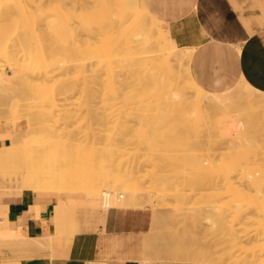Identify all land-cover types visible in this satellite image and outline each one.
<instances>
[{"label":"rangeland","instance_id":"obj_1","mask_svg":"<svg viewBox=\"0 0 264 264\" xmlns=\"http://www.w3.org/2000/svg\"><path fill=\"white\" fill-rule=\"evenodd\" d=\"M39 2H40V0L39 1L36 0V4L35 5H37L36 11H39V13L40 12L42 13V14H40L42 17L38 14V16H40L39 17L40 18L39 19V22L40 23L37 22L38 23V26L36 25V27H38V29H40V31H36L35 30V25H34L35 23L33 21L32 23H34V24L31 23V27L34 28L33 30H35L36 32L34 31V33H32L28 37V40L31 43V50L34 53V56L36 58V61L34 63H32V64H27L26 65V63L24 61V55H23L24 52L14 53V54H11V55H5V54L1 53V50H0V68H4L5 69L4 70L5 73H7L8 75H13L16 72V70H18L22 74L19 83L16 85V87H11V91L12 92H17L18 94H20L21 97H22V99H28L29 100L28 102H30V104L32 106V111L35 113L34 116H35V121L37 123H38V120H40V121H42L43 119L46 120V122H44L41 125H39L38 128L35 131H33L30 136H28V139H29L28 142L15 143L14 145H11L9 147L0 148V195H1V193H4V194L1 195V196H3L4 200L7 201L10 198H13L14 195L22 194L24 191H27V190H31V191L41 190V189H35V187L41 186L40 179H39V176L38 175H34L30 181L26 180V183L25 184L23 182L24 179H26V176H27V172H26V170H25V168H24V166L22 164V157L24 155H26V153L24 152L25 150L31 149L33 151V149H38L39 148V149L44 150L48 157L51 154H54V157H57V160H56V169H55V177H58L61 180L67 182L69 179L74 178L76 176L80 177V176H83V175H89V176L92 177L91 174L94 171L96 172V174H98L97 172H99L98 171V168L100 166L99 165V162H101L100 160H102V158H104L103 156L105 155V154H102L101 153V152L104 153V150L101 151V148L103 149V145L105 146V144L109 148V149H107L105 151V153L106 152H110L108 154V157L110 158V160H112L115 157L116 158V162L115 163L118 164V165H120V168H124L125 169L129 165L131 167L132 165H140V164L153 165V164L158 163V162H156V158L158 157L157 154L160 153V151L165 150V149H162L161 150V147L164 148V143L167 142V144L165 145L166 146V152L162 151L159 154L160 157H158V161L159 162L165 160V162L163 161L165 163V165H166L165 172L166 171L171 172L174 169H175V171H178V172L181 171V169H182L181 166H178L177 165L178 163H180V158H179L178 150L180 149L179 148L180 146H187L186 147L187 150H188V151H186V152H188L187 154L185 152L186 148L183 149L181 147L183 149V151H184V155H186V156L183 155V158H181V159H185V160H182V161H183L184 164H188L189 166H191L190 169L193 168L192 169L193 171H191L193 173H191V172L188 171L186 174L191 173V175L188 174V176L186 175L185 177H187V179H189V182H193L194 177H195V180L196 181L198 179H201V180L203 179L202 180L203 183L201 182V180H198L197 182H198V184H199V182L202 183L199 186H201L202 187V190H204L206 192H203V194H202V190L198 191V195L197 196H200L202 194L200 197H198V198H200V199H198L199 201L198 200L196 201L195 198H190V200H192L191 203H190L191 206L194 205L193 207H190V208L191 209L193 208L194 210L193 209L191 210L188 207V210L189 211H188V213H186L187 215H182L183 212L182 213L176 212V209H174L175 208L174 205H173L174 206V208H173L172 206H168V205H164V204L160 205L158 202H155V204H153V205L146 204L142 209L137 210V211H142L144 213H147L150 216V229H149V231L151 232V234H152L151 229L153 228L152 227V221L154 220L153 218H155V216H153L155 214V212L153 213V210L155 208L157 209V207H158V210H161V211L158 212V210H157V213L156 214H157V217L158 218H156V220H157L158 223L160 221V223L162 225L161 226L160 223L159 224L157 223V227H156L157 230L155 232V234H157V235H155V236L153 234V236L150 237V234H149L150 232L149 231H148V233L141 235L140 239L138 240L137 247H139V244H140V242H141V240L143 238H144V241H145L146 238H149L150 244L153 246V247L151 246V248L154 251L152 250V254L150 253L151 254L150 255L149 254V251H148L150 247L146 251V248L149 245V243H148V245H145V243H144V258L142 260L141 259H138V260L139 261L141 260L140 262H143L147 258V255H148L149 258L151 257V259H152V257H153L154 259L158 260V261H153L155 264H165V263L166 264L167 263L169 264L170 261L172 262V264H174L175 262L181 263V260H179L180 261L179 262L177 259H175V256H176L177 258L178 257H182V258L184 257L185 259L187 258L186 259V261H187L186 264L191 263V260H192V263H194L196 261L195 263H202V264H205L206 262H207L206 264H235L236 263V261H235L236 259H234V260L231 261V259L229 258V261L227 262L228 257H229V255L231 254V251H232V253H233V255L235 257L238 256V255L240 256V252H241V256L243 255L244 258H245V255L244 254H246L247 256H249L248 258L246 256V259H247L246 261H248L249 263L248 262L247 263H242V262H240L241 260L240 261L237 260V262L239 261V264L240 263L241 264H261V260L259 258L260 257L259 255L261 253L260 252L261 248H259V247H263L264 246V243H263L264 236H263V239H262L263 241L261 240L262 243H260V241H259L258 238H255L256 237V231L260 228V226H262L264 228V226L262 225V223L264 224V178H262V177H264V170H263L264 169V156H263L264 155V151H263L264 150V144H263V141H264V130H262L261 127H260L261 131H263V132H261L260 129L258 128L259 131H260L259 132L258 129H257V127H256L259 123L257 122L258 123L257 124L255 122L256 119H258V118L260 119L259 112H256V115H252V113L255 114L254 111H256V110H254V109H252V110H254L252 113H248V112H251V111L246 112V114H249L248 116H249V118L252 121L249 120V119L246 120V118H244V121H243L244 124L242 123L243 126L241 124L240 129H238L239 131L236 130V132H238L240 136H241V134L243 136V138L242 137L240 138L238 136L240 140L243 139L239 143H241L242 141L244 143L246 141H247V143L250 142V143H248V145H246V143L244 144L242 142L245 146L243 144L242 145L241 144L238 145V143L236 144L239 147L241 146V148L243 146L246 147V149H244V148H242V149H243V151L245 150V152L247 150V152H248L247 156L248 157L246 158V156H245L246 154H245V152L243 153L242 150H241V156L239 155L240 154V151L237 152V153H239L238 154L239 156H237V153L235 154L236 158L238 157V160L240 159V157L241 158H245L246 160H248V158H250L248 161L250 162L251 165L256 166L258 164V166H256L257 167L256 168L257 171H255V168L252 167L251 165H250L251 167L249 165H247V164H249V162L248 163L247 162H244V159L241 161V164H243V162H244V164L247 163L246 164L247 166L241 165L240 164V161H238L239 162V164L237 162L238 165H241V167L242 166L247 167L246 170L247 169H250L251 174L253 175V177L246 178L247 179L246 182L240 183L241 181H245V180H241L240 179V176L238 175V177H239L238 178L237 175H236V176H234V178H232V181L237 177V179L240 182H238V180H237V182L236 181H233V182L231 181L232 182V185H230L229 180L227 178L228 177L227 176L228 175V167L226 166L227 168H224L225 167V165H224L225 161L224 160H223L224 162L223 161H220V164L221 165H222V162H223V166L224 167L222 166V168H224V171H225V169L227 170V171H225V172H227V175H226V173L222 169L221 171H223V174H222V172L219 173V174H222V175H220V177L221 176H223V177H221L220 179L217 178V180H218V182H217V180H216V177H217L216 175L217 174L216 175L213 174V176H216V177H213L212 176L213 178H215L214 181H216V184H215L216 186H215L214 189H212L213 188L212 186L214 185L213 184V182H214L213 181V178H210L209 177L210 179H212L211 181H213V182H211V181L210 182H208V181L204 182L205 181L204 180V175H202L203 177L201 178L200 177L201 173L200 172L198 173V171H201V166L202 167L204 166L202 168V170L205 167H206L205 168L206 170H207V168H209L208 167L209 162L212 163L214 160H216V158H217V155L216 154H218L220 152L219 151V148L220 149L222 148L221 150H222L223 153L227 151L226 150V148H228L227 147V145H228L227 142L229 141L230 137L227 135V133H225L226 132L225 130L222 131L220 129V131H222L223 133L220 132L219 129H217V128L216 129L220 133L217 132V131L214 132L215 130H213L214 129V126H213V123H214L213 121L214 120L213 119L220 118L223 115L222 116H219L221 114L217 115L216 112H215L216 115L212 114L213 117H211L210 113H214V111L213 112L212 111L211 112L208 111L210 113H207L206 112L207 116H205L206 114L204 116H205V118L207 120H205V118H202L203 120L207 121L206 122V125H205V122H202L203 120H201V115L204 114L205 111L202 110L203 111V113H202L201 112V109H200V113H202L200 116L198 115L200 117V119L198 117H195V115L196 114H199V113H197V111L194 113L195 110L189 111V110H192V108H193L192 106L194 105V104L192 105V103H190L192 106L189 105L188 107H192V108H190V109L186 108V109H188L189 113H185L186 114L185 115L184 112L186 111V109L183 108L184 109L183 110L184 112L181 109L182 108L181 105H182V103H184L183 102L184 99H180L179 100V98H175L174 97L175 99H173V97H172V99L174 101H176V99H178L179 101L182 100L181 104H180V102L178 103V101L174 102V104L175 103H178L177 105L178 106L180 105V107H181V108L180 107L178 108V106H176L177 107L176 108L174 106L175 110L178 109V110H176L177 112H174L173 111L176 114V117H174L175 114L172 112L173 109L172 110L170 109L171 106H173V104H171V103H173L172 102V99L169 98V95L171 97V94H168L169 91H170V88L169 87H172V89H174L173 88V85L174 84L173 83L171 84V82L173 80H171V82H169L171 85H169L168 82L166 80H164V79H167L166 76H167V73L171 72L170 70L167 71L166 76L163 74L165 76L163 79H162V77L160 78V80L162 79L164 82H167L165 84H168V86L167 85L165 86V87L168 88V90H166L168 92H166L164 90L168 94L167 96L165 94L163 95L164 92H163V89L162 88L164 86L159 83L160 82V81H158L159 78H156L157 76L156 77L155 76H152L153 79L151 78V76H150V78L148 77L149 80L151 79V81L152 80L154 81L155 80L154 77H155L157 79V82L159 83V86L160 87L163 86L161 88L159 87V92L160 91L163 92V93H160V95L163 98H164V96H165V98L167 97L169 99V101L171 100L170 101V104L167 105V103H166V105H165V102H168V101H164V99L163 100L162 99H159V97L161 98V96L158 97L157 95H155V91H154L155 89L152 87V85L154 86L155 84H157V82L154 81V83H153V81L151 82V81L148 80L147 73H150V72H147L146 73V77L143 80L148 81V83L151 82L150 83V85L152 84L151 85V88L149 89V87H147L149 85H147V86H144V87H146V89L144 87H143V89L141 87H139V88L137 87V89H136L137 91L138 90L139 91L141 90L140 93H141L142 96L145 93H148L149 92V94H146L145 100H143L144 97H142L141 95H139L140 94L139 92L135 91V87L136 86L144 85L147 82L141 81L139 78H137L136 73H134V71H132V69H134L133 67H134V65H136L134 70H136L138 72L140 71L141 74L145 75V71H144L145 69L143 70L141 68V70L140 69L137 70L136 67L138 66V62L137 61L140 60V59L141 60L139 62H142V64L139 63V65L140 64L143 65V62L144 61H143L142 57L144 58V56L146 57V55L140 56L139 54H141V53L138 52L139 53L138 54L136 52L137 49H134L135 50L134 53H137V56L140 57V59H138V57L135 56V57H137V59H136L134 57V55H136V54H133L131 51L129 52V50H128L127 47H123L122 45H120L121 46L120 47L117 44V42H118L117 40L118 39H114V42H112L113 39L111 38V43L114 44V47L116 48V50H115V48L113 47L112 44L109 45L111 47H109L106 44V42H108V44L110 43L109 42L110 40L109 41L108 40L106 41V39H109V38H106V37H108L107 34L109 32H106L105 31L106 30L105 27L103 29L102 26H106V22H107L106 20L107 19H105V17L107 15V13H103L102 14V11H105L106 12L107 10H103L102 9L103 6L101 5L100 2H99L100 3V7H98L99 6V3L98 2L96 3V0H41L42 3H40L38 5ZM27 3H28L27 1L25 3H23L22 6H23L24 9L26 8V5L25 4H27ZM43 3H44V5H43ZM111 4L113 5V3H111ZM96 5H97V8L98 9L96 8ZM41 6H42V8H41ZM108 6L109 7L106 6V8L109 11H111L110 10V9H112L111 5L108 4ZM113 7H115V5H113ZM95 8H96L97 11H95ZM98 10H99V12H98ZM95 12H98V13H95ZM109 13L110 12H108V15H109ZM96 14H97V16H95ZM100 14H102L103 16L100 15ZM88 15H89V17H88ZM92 15L96 17V18L94 17L95 20L93 19V16ZM17 16L18 15H15V16L12 17V20L11 19H9L8 21L7 20H4L2 22L3 24L1 23L2 26L0 25V27H1L0 28L1 29L0 30L1 31V33H0V43L6 41L9 37H12L14 35H20V33L22 32V30L23 31L25 30V29H22V28H24V26L23 25H20L22 23H20L18 25V23L21 22V18L19 16L17 18ZM102 17H103V19H105V21L102 20ZM13 19L14 20H17V23ZM46 19H48L49 21L51 20V22L54 20V22H56V26L54 25L55 26L54 28H53V26H50L52 24L51 23H48L47 22L48 20H46ZM96 19H99V20H96ZM96 21H97L98 24L100 23L101 26L98 25L100 27L99 29H96L95 28L96 31H97L95 33V29H93L92 31L90 29L92 28L91 26H93V28L94 27H97L96 24H95ZM102 21H104V22L102 23ZM93 22H95V23H93ZM47 23H48V27H49L48 28L49 33L48 34H43V33H41L42 26H44L45 24L47 25ZM53 24H55V23H53ZM66 25H68V26H66ZM107 25H108V23H107ZM21 26H22V28H21ZM106 27H108V26H106ZM100 29H101V31H103V30L105 31L104 33H106V37H105L106 39L103 38L105 35H104V33L101 34ZM114 30L119 31V33L117 35L120 34L119 27H118V29H114ZM88 31H90V32H88ZM107 31H108V29H107ZM110 31L111 32L113 31V30H111V27H110ZM101 35H104V36H101ZM95 36H96V38H95ZM103 39H105V42H104ZM105 47H107V48H105ZM40 48H43V50L42 49L40 50ZM120 48H121V50H120ZM107 50H109V51H107ZM116 51H118L117 54L119 56L122 55L121 58L123 57L121 59L118 56L119 57L118 60H122V62L120 61L121 63L118 61V65L119 66L116 64V60L117 59L116 60L113 59V57L116 58V55H117L116 54ZM139 51H141V50H139ZM109 52H110V56H111L112 60L115 62L114 64L117 65V68L115 67V69L117 71L114 70V66H115L114 64H111L110 65V63H111L110 61L111 60H109V62H110L109 64L108 63H105V66H107V64H108L109 65L108 68H110V71L111 72L113 70L114 73H116L118 71H119L118 73H121V72H122V74L125 73L122 76L124 78H126L125 76H127V78L129 76V78H131L132 82L134 80L133 83L135 85L132 84L131 81H130V83L132 85H129L130 83L128 82L127 79H126V81H127L126 83H125V80L124 81H120V80H122V76H120L121 74H119V75L117 73L116 74H112L111 72H110L111 74L106 73V72L103 73L104 70L105 71L106 70L108 71V68L107 67L104 68L105 66L102 67V68H104V70L101 68V66L104 65L103 60L105 59L103 57V54H104L105 57H107L108 56L107 54H109ZM105 53H106V55H105ZM129 53H131V54L129 55ZM100 56L103 57L102 58L103 60L100 59V60H102V64H101V61L99 60ZM129 56L134 57V58L131 59ZM109 58L110 57H108L107 59H109ZM123 59H124V61L126 59V63L123 61ZM133 59H134V61H133ZM135 59L137 61H135ZM149 60H151V58ZM107 61L104 60V62H107ZM113 61H112V63H113ZM129 61L131 63H128ZM191 61L189 63L190 65H187V64L184 63V67L185 68H188V67L191 68ZM135 62H137V64ZM148 62H150V61H148ZM133 63H135V64H133ZM186 63H188V62H186ZM65 64L72 65V66H70V69H69V66H68V68L66 67L67 69L66 68L64 69V67L66 66ZM125 64H126V67H125ZM130 64H131V66H130ZM144 64H145V62H144ZM146 64H148V63L146 62ZM146 64L143 66L144 68H146ZM132 65H133V67H132ZM50 66H51V68H52V66H53V68L54 67L56 68L57 75L55 74L56 78L54 76H53V78H51V79H55L54 81L53 80H49V81H47L45 83L47 85H46V89L44 90L42 88H43V85H45V84H43V82L41 80L42 79L41 78V75H42V71L45 70V69L47 70V68L50 67ZM110 66H112L113 69ZM120 66H122L121 67V70L123 68V71H121L119 69ZM129 66L131 68V71L135 74L136 77L133 76V74H132L131 71H128L126 69ZM152 66L151 67L149 66L151 72L154 69H156V68H154L152 70L151 69ZM186 66H188V67H186ZM63 69L64 70H67L66 71V75L67 76L64 74V70ZM146 69L149 70L148 68H146ZM159 69H160V67H159ZM164 69H166V68H164ZM188 69H186V70H188ZM101 70H102V72H101ZM124 70H127L126 72L127 73L129 72V75L126 72H124ZM174 70H176V68H174ZM183 70H184V68L181 70V72ZM142 71H143V73H142ZM155 71L157 72L156 74L159 73L158 72V68ZM159 71H161V73L158 74V76L159 75L162 76L161 74L163 72H165L166 70H164L163 72H162V70H159ZM138 72H137V74L140 77V75H139ZM181 72H180V74H181ZM187 72L188 71L182 72V73H183V75H185V76L187 75L188 78H190L189 72H188V74H184V73H187ZM70 73H72L71 76H70ZM101 73H103V74H101ZM176 73H172V74H176ZM62 74H63V78H62ZM105 74H108V75L105 76ZM130 74H132V77L133 78L137 79L138 81H141V83L137 81V84L138 85H136L135 79H133ZM153 74H155V73H153ZM191 74H192V72H191ZM58 75H61V76H58ZM109 75H111V76L109 77ZM114 75L117 78H115ZM118 76H120L121 79H119ZM170 76L171 77L174 76L175 77V80H176V76L175 75H170L169 74L168 75V77H169L168 78V81H169V79H171ZM187 76H186V78H187ZM107 77L108 78H112L113 80L115 79L114 82L115 81H119L121 83L115 82V83H111L112 84L111 85V84H109L110 83L109 82L110 80H108ZM141 77L144 78V76H142V75H141ZM177 77H178V75H177ZM180 77L182 78L183 76H180ZM64 79L67 80V81H64V85L67 84L66 87L64 88L63 91H61V90L56 91L57 89H55L56 87H54V86L60 85L61 81H63ZM112 79H111V81L113 82ZM116 79H118V80H116ZM183 79L185 80V77H183ZM183 79H181L180 81H182ZM184 80L182 81L183 83H181L182 85L183 84L185 85ZM189 80L187 82H189V84H191L190 83L191 80L190 81ZM163 81H162V83H163ZM142 82H144V83L142 84ZM173 82H175V81H173ZM57 83H59V84H57ZM127 83H128V85H126ZM122 84L125 85L126 88H128L130 86L129 89L132 92L131 93H128L127 91L129 89H126V88L124 89L125 86L122 87L123 86ZM181 84L179 83L180 86H181ZM116 85L117 86L118 85H122V86H118L119 87V90H120V92L118 91L119 93H121V91H124V92L127 93V95L130 94V96H131V94H133V90H134V94H135V92H137L136 95L133 94V97L136 98L137 95L138 96H137L136 99H141V97H142L141 100H143V103L146 102L144 104L149 103V101L151 100V102H153V103L150 102L151 104L149 103L151 105V108H150V106L148 107L149 104H147V105L144 106V104L142 105V102H140L141 100L139 102L138 101H135L136 99H134L133 97H131V98L129 97L131 99V101H128L129 98H124L125 97L124 95H126V94H124V95L122 93L121 94H118V95L113 94L112 91H113L114 88H111V87H116L117 88ZM109 86H111V87H109ZM187 86L186 87L189 88V85H187ZM121 87L124 90L123 89L121 90L120 89ZM174 87H175V85H174ZM186 87H185V89H186ZM190 87H191V85H190ZM132 88H134V89H132ZM130 90H129V92H130ZM147 90H148V92H147ZM189 90L191 91V93L193 95L197 96V94H194V92H192L193 89L190 88ZM42 91H44V94L45 93L47 94V95L45 94V97L42 96V94H43ZM65 91L68 92V93H66ZM190 91H188V92H190ZM64 92L66 94H68L67 95L68 96L67 102L69 101L68 102L69 105H68V103L66 104V105H68V106H66V111H68V112H65L64 113V114L67 113V115H66L67 117L70 116V118H68V119L64 118L66 116L63 115L62 109H61V111L59 109V107H60V105L62 103H59L58 101L61 100V102H62V99H61L62 97L61 96L60 97H58V96L56 97V94L58 95L59 93H64ZM53 93H54L55 97H54ZM192 94H190V95L192 96ZM195 96H192V98L191 97L190 98L193 100V97H195ZM51 97L53 99H51ZM118 97H120L121 99H119ZM147 97H148V99H147ZM156 97H158V99L160 101L158 99H156ZM186 97H185V99H186ZM197 97L199 98V95ZM149 98H150V100H149ZM190 98H188V100ZM146 99L148 101H146ZM153 99H155V100H153ZM191 99H190V101H191ZM202 99H204V98H202ZM12 100L10 99L9 101H12ZM188 100L185 101V102H188ZM196 100H197V98H196ZM123 101H126V102H123ZM157 101H159V103ZM161 101H162V103H161ZM163 101H164V104H163ZM201 101H203V100H201ZM193 103H195V102H193ZM198 103L200 104L201 102H198ZM112 104H114V107H113ZM159 105H161V106H159ZM163 105H165V106H163ZM200 105H204V104H200ZM200 105H198V109L201 107ZM42 106H46V108H44ZM125 106H126V108H125ZM183 106H184V104H183ZM138 107H140L141 109L140 108L138 109ZM157 107H160V110H162V108H163V110L160 111V110L157 109ZM165 107H167V109H164ZM196 107L197 106H195L194 108L196 109ZM67 108H68V110H67ZM147 108H150L151 110L150 109H147ZM201 108L203 109V107H201ZM204 108H205V105H204ZM144 109H146V110H144ZM168 109H170L171 111L168 110ZM179 109H180V111H179ZM206 109L207 108H205L204 110H206ZM148 111L150 112V114L152 116L150 114L147 115ZM181 111L183 112V114L181 113ZM188 111H186V112H188ZM39 112L40 113L42 112V113L40 114ZM167 112H170L171 115H169V113L167 114ZM179 112L181 113L180 115H179ZM157 113H158V115H157ZM193 113H194V115H193ZM68 114H70V115L68 116ZM208 114H209V117H208ZM257 114H258V116H257ZM44 115H46V116H44ZM168 115L170 117L172 116V118H170ZM183 115H185V116L183 117ZM187 115H188V118H187ZM113 116H114V118H112ZM166 116H168L170 119L168 117H166ZM193 116L195 117V119L198 118L199 121L196 120V122H195V119H193L194 118ZM215 116H218V117L214 118ZM255 116H256V118H255ZM178 117L180 118V120H177ZM163 118H165V120L168 121L169 124ZM183 118H185V121H186V119H188V121L185 122ZM209 118L210 119L213 118V119L210 120ZM223 118H224V116H223ZM172 119H174L173 120L174 122H176V120L178 122H176V124H175L172 121ZM181 119H183L184 122H182ZM200 120H201V122H200ZM260 120H262L263 121V124H264V119L261 118ZM247 121H249V123L250 122L251 123L252 122H255V124H257V125L254 126L255 124L253 123V126H249V125H251V124H249V125H246L247 126L246 127L245 124H248ZM187 122L189 124H187ZM162 123H164V124H162ZM165 123H167L168 126ZM172 123H174V124H172ZM198 123H204V125H205L204 129L203 128L201 129V125L203 127V124H200V127L198 125L196 127V124H198ZM207 123H208V125H211L212 124V126L206 127L207 126ZM178 124H182L183 127H185V129L182 126L178 125ZM160 125H164V128H163V126L161 127ZM169 125H170V127H169ZM261 125H262V123H260V126ZM172 126H175V127L178 126V127L176 129V128L172 127ZM187 126H188L190 132H189ZM181 127L184 130L183 129H179L178 130V128H181ZM253 127H256V128L253 129ZM27 128H28V124L26 123V121H21L17 125H14L13 123H4L3 125H0V135L1 134L2 135H5L4 133L13 132L15 130H17V131L24 130L25 131V130H27ZM186 128L188 130L187 132H186ZM192 128H194V131H191V130H193ZM208 128H210V129H208ZM211 128H212V130H211ZM200 129H201V131H200ZM166 130L168 132L164 134V131H166ZM209 130H211V131H209ZM173 131L176 132V133H174ZM198 131H200V133ZM193 132H195L196 134L193 133ZM197 134H198V136H197ZM225 134L227 135V137H226ZM204 135H206V136H204ZM218 136H220V137H218ZM186 137H188V139L190 137L189 141H190L191 144L189 143V141H186V139H187ZM196 137H197V140L198 141L196 140ZM181 138H183V139H181ZM226 138H227V140L225 141L226 142V145H225L226 148L224 149L223 148L224 146L222 147L221 146V143ZM216 140L217 141L219 140V142L221 141V143H216L217 142ZM137 141H138V143H137ZM162 141H164V143H162ZM256 141H258V142L255 143ZM168 142H170V143H168ZM225 142H223V145H224ZM155 143H160L163 146L162 145L161 146L159 145L158 147H160V148H157V149H159V150H157V149H155V146L157 147L158 144H155ZM182 143H183V145H182ZM251 143L252 144L254 143V144L252 145ZM138 144H140V145H138ZM213 144L215 145V147H213L214 146ZM0 145H1V143H0ZM101 145H102V147H101ZM141 145H147L146 146L147 147V150L144 151L146 153V151L148 152V150H149V153H146V154H148V155H146L147 157L144 156L143 154H141V153H144L143 150L146 149L145 147H144V149H142L141 148ZM149 145L150 146L153 145L154 148L153 147L151 148ZM250 145H252V146H250ZM148 146H149V148H151L153 150L148 149ZM248 146H249V151H248ZM253 146H254L253 150L256 151V152H254L255 153L254 154L255 156L253 155V152L251 151L252 150L251 147H253ZM259 146L260 147L262 146L261 149H260ZM257 147H258V149H257ZM215 148H216V150H215ZM168 149H169V151H167ZM212 149H214V150H212ZM234 150L237 151L238 148H235ZM257 150L259 151V154L260 155H259V157L256 158V161H255V158L254 157H256V153L258 152ZM138 151H140V152L137 153ZM217 151H219V152H217ZM152 152H154V153L156 152L155 153L156 154V157L155 158H153L155 155H152L153 154ZM167 152H168V155L166 154ZM194 152H196V153H194ZM222 152H220V153H222ZM262 152H263V154H262ZM162 153L163 154L165 153L166 155L165 154L163 155ZM34 154H36V152H34ZM224 155H226V154H224ZM232 155H234V154H232ZM196 156L198 157L197 158L198 160L196 159ZM227 156H229V154H227ZM257 156H258V153H257ZM187 157H190V159L187 158ZM201 157H202V159H200ZM152 158L155 161L152 160ZM159 158H161V159H159ZM186 158L188 159V161L189 160L191 161V159H193L194 161H196V160L197 161L196 162L192 161V163H188V162H186V160H187ZM145 159H147V162L145 161ZM257 160L259 161V163L257 162ZM254 161H255V164L256 165L255 164H252V163H254ZM193 163H196L197 166L200 167V168L192 167V166H196V164H193ZM226 164H228V163H226ZM260 167L263 168L262 171H259L261 169ZM127 168H129V167H127ZM238 168L240 169V166ZM144 169H146L147 171H149L151 168L146 166ZM205 169L203 170V172L201 171L202 174L206 173V175L207 174L209 175L208 172H210L211 170H208V172H207ZM236 169H237V167H236ZM100 171H101V166H100ZM204 171H206V172H204ZM95 172H94V174H95ZM211 172H213V171H211ZM239 172H242V171H239ZM258 172L260 173V176L257 178V175L259 174ZM256 173H257V175H256ZM235 174H237V173H235ZM197 175H198V177H197ZM210 175H212V173ZM245 175L247 176V174H245ZM96 176L98 178H100L99 175H96ZM191 176H194L193 177V180L191 179L192 178ZM229 176H231V175H229ZM93 177H95V176H93ZM241 177L243 179V176H241ZM222 178H224L223 179L224 182H223ZM94 179H96V178H94ZM148 179H149V177H148ZM205 179L206 180H209L208 177L205 178ZM195 180H194L193 183H191V184L189 183V185H188V180H186L187 183H185V186L186 187L184 186L185 187L184 189L186 190L187 187L191 186L194 183L196 185V181ZM183 181L185 182L184 179H183ZM220 182H221V184L224 183L222 185L223 186L222 189L224 188V190H225V187L228 186L227 184H229L228 187H230V188L232 186L231 189L228 188L230 190H227L226 189V191H227L226 194L227 195L230 194L231 198L230 197L229 198L227 197L226 198L227 200H225V201H224V198H225L224 196L226 194H224L223 198L218 197L217 196L218 194H216V192L218 190L220 192L221 191H224V190L220 189L221 188ZM234 182H236L235 187L233 186ZM255 182H257V183H255ZM205 183H211L212 185H210V184L207 185ZM144 184L147 185L146 182ZM203 184H205L204 185L205 187L203 186ZM206 185H207V187H206ZM217 185H219V189H218V186ZM248 185H250L251 188ZM105 186L107 188H113V187L116 188V186L114 185L113 181L107 180V179H105ZM192 186L195 187L194 185H192ZM199 186H197V187L199 189H201ZM208 186H210V187H208ZM246 186H248L250 188L249 191L251 193L248 192V190H247L248 187L246 188ZM197 187L195 188L196 191H193L194 189H191L190 187L189 188L193 192L197 193V190H199V189H197ZM190 189L189 190L187 189L186 191H188V192L190 191L191 192ZM206 189H208V191ZM210 189H212V190H210ZM232 189H233V191H232ZM234 189H237V191H235ZM244 189H246L247 191L245 190L246 191L245 192ZM255 189H257V190L255 191ZM209 190L213 194H214V191H215L216 198H219L220 199L219 202L218 201L216 202L217 204L220 203L221 199H222V201H224V202L221 203L222 205L223 204L225 205L223 207H228V209H229L230 207L233 206V203L235 202L236 204L234 203L235 204L234 211H233L234 213L238 212L241 209V207L239 208V206L241 205L240 203H243L242 201H244V200H245L244 202H246V204L251 207V209H249L248 206L245 203L242 204L243 207H244V204L247 207V209L244 207L245 211H244V214L243 215L251 218V219H248L246 217L248 221L251 220L252 222L248 223V221H247V224H246L245 221H243L244 219H246L245 217H244L243 220H241L242 217H243V215L241 214V212H243L241 210H244L243 207H242V209L240 210L239 213H236V216H237V218H239V216L241 215L242 217L240 216L241 219H239V220L240 221H243L246 225L249 224L252 230L249 229V226L245 227V229H244V225L245 224L242 225L243 223H241V222H240L241 225L239 223H237V222H239V220L236 222L237 218L234 215V213L232 214L231 211H230V215L227 214L226 217L224 216L225 212L223 214L220 212V210L222 208H220V210L218 211V213L219 212L221 213V217L222 218L225 217V221L227 219H230L229 222L232 221L230 224H232L233 222H235L237 224V225L235 224L237 226L236 227L237 228V231L236 230L235 231L233 230L236 233L238 232L235 235V239H236V236L237 235H238V238L237 239L242 238V235L244 237L246 235L249 236V232L250 231L252 232V235L254 234L255 237L253 236V239H254L255 244H253L251 246V244L254 243V242H252L253 239L251 241L249 240V242H251V244H250L251 247L249 246L248 240H246L247 242L245 241V243H244L246 245V247H247V245L250 247V250L247 251V253H245V251L248 249V247L247 248L244 247L243 246V242H242V244H240V241L241 240L240 241L237 240V242L239 241V243L235 242V245H234V243H232V239L234 240V237H232V234H234V233L230 234L232 239H231V242L229 244L226 241L227 239L224 238V235L222 237L221 236H218L219 234L220 235L225 234V233H222V231L220 230L221 229V221L222 220L220 221V219H219L220 223L218 221V225L213 226L211 224L213 222V224L215 225L216 222L214 223V221H215V219H217V216H216V218H214L215 215H212V216L210 215V218L214 216L213 217L214 219L212 220L211 224L208 221V218H209L208 216L211 213L210 211L213 209V208L211 209V204L210 203H212V200H214V201L217 200L215 197H213L215 195H211V193L209 192ZM252 190H254V191H252ZM4 191H7V193L9 195L5 194ZM42 191H48V190H42ZM219 191H218V193H220ZM242 191H244V192H242ZM200 192H201V194H200ZM207 192H209L210 194L207 193ZM238 192H240L241 194L238 193ZM72 193L74 195H76V197H78L80 199L79 202H78V209H77V216H78V219H79V225H78V228H77L76 232H74V224L72 225V232L75 235H76V233L79 234L80 229H81L82 226L89 227L90 225H93V223L99 224V225L96 226V227L90 228L88 231L98 230L99 227L102 226V224L104 223L105 217L107 215V214H104L103 211H105V210H123V209H114V208H102V205L101 206L99 205L98 210H93L91 208V206H90V202L88 200L87 193H84V192H72ZM195 193H194V195H196ZM205 193H207L209 196L210 195L212 196L211 198L209 196H207L208 198L212 199L210 203H208L209 201L206 202L207 199H206V197H204L205 198L204 199V203L206 205H204V203H203V196H206L207 195ZM236 193H238V195H236ZM242 193H243V196L246 197V196L249 195V197L248 198H244L243 196H241ZM258 193H260V194H258ZM90 194L96 195L99 199H101V197H102V194L101 193H90ZM256 194H258V196ZM192 195H193V193H191L190 197H194ZM221 195H223V193L220 194L219 196H221ZM197 196H195V197H197ZM232 196H234V197L232 198ZM239 196H241V197H239ZM237 197L239 198V201L237 200ZM243 198H244V200H243ZM229 199L232 200V201H230ZM228 201H230L232 203L230 204ZM247 201H248L249 204L247 203ZM192 202H194L195 204L192 203ZM196 203H197V205L199 203L201 204L200 205V208H199V206L196 205ZM202 203H203L204 207H203ZM216 203H214V204L216 205ZM238 203H239V206H238ZM214 204H213V206L215 207ZM221 204H219V205H221ZM228 204H230L232 206L229 205L230 206L229 207ZM195 205H196V207H195ZM237 206H238L239 210H237L238 209V208H236ZM217 207H218V205H217ZM150 208H152V209L150 210ZM235 208H236V210H235ZM200 209H201V211H199ZM215 209H216V211H214V213L217 212V208H215ZM225 209L223 208L224 211H225ZM248 209L250 210L249 211L250 214H246L247 213L246 210L248 211ZM75 210L76 209L73 210L74 211L73 214H75ZM126 210H129V209H126ZM130 210H133V209H130ZM169 210L170 211L172 210L173 212L171 211V213H170ZM213 210H212V214H213ZM251 210H253V211H251ZM154 211H156V210H154ZM163 213L166 214L165 215V216H167L166 218L163 217L164 216ZM174 213L176 214V216L174 215ZM178 213L181 214V216ZM193 213H195V215L192 218V214ZM7 215H8V207L1 206L0 205V231L3 234L8 235L7 238H6L7 239V246L4 247V248H2L1 245H0V264H21V258L31 257V256H34V255H51L53 253V249H54L55 246L63 247L62 245H60L56 241L57 240L56 239V231H55V235H53L54 237L52 235L50 236L51 238L48 236V237H44L42 239H29L22 232L16 231V230H14V229H12L10 227V224H9V222L7 220ZM200 215H201V217H200ZM231 215L234 216V220H232L233 219V216H231ZM259 215L261 217H259ZM206 216L208 217L207 219L205 218ZM257 216H258V219L256 218ZM82 217L85 218L86 222H84V223L82 222ZM202 218H203L204 221H202ZM235 218H236V220H235ZM259 218H261V219H259ZM177 219L181 223H179V221ZM182 220H183V222H182ZM256 220H257V222H255ZM259 220H261V221H259ZM186 221L188 223L190 222L192 224L193 228L190 227L191 224L187 228V225L188 224L186 223ZM207 222L209 223L210 226L208 225ZM177 223H179V224H177ZM193 223H194V225H193ZM255 223H256V225H254ZM169 224H175L176 227L174 225H171V227H170ZM196 224H197V228H196ZM219 224H220V226H219ZM223 224L225 225L224 220H223ZM227 224H229V223H227ZM203 225H204V228H203ZM206 225H207V228H206ZM257 225L259 227H257ZM172 226L174 228H172ZM198 226H200V227L198 228ZM218 226H219V230L217 229ZM254 227H257V228H255V232H254ZM69 228H70V225H69ZM179 228H181L182 230L179 231ZM209 228H210V231H209ZM214 228L216 229L215 231H214ZM230 228H231V226H230ZM233 228H234V224H233V227L231 228V230ZM236 228H234V229H236ZM201 229H202V232H201ZM226 229L227 228L225 227V230ZM70 230H71V228H70ZM225 230H223V231H225ZM231 230H230V232H233ZM261 230H263V229L261 228ZM197 231H198V233H197ZM227 231L228 230H226V233H229V231L228 232ZM244 231H246V232L248 231V233L246 234ZM259 231H260V229L257 232H259ZM166 232H168V234ZM173 232L175 233V237H174V233ZM59 233L60 232L57 231V234H59ZM63 233H64V236H63ZM63 233H61V235L63 236L64 239H67L68 234L66 233V231H64ZM178 233H179V235H178ZM65 234H66V236H65ZM208 234H209V237H208ZM161 235H164L165 237L162 238ZM227 235L228 234H226V236ZM172 237H173V239H172ZM151 238H153V239H151ZM166 238H167V240H166ZM216 238H219V240H221L220 243H221L222 247H221V245H218V244L215 245L216 241H217V243H219V240L216 239ZM246 238H249V237L246 236ZM179 240L181 242H179ZM199 240H200V242H199ZM213 240H214V243H213L214 245L212 244ZM223 240H224V242H223ZM162 243H165V244H162ZM224 243H225V246H224ZM202 244H203V246H202ZM204 244H205V246H204ZM236 244H237V246H236ZM239 244H240V246H239ZM257 244H258V247H257ZM166 245H168V246H166ZM216 246H217V249H216ZM219 247H220V249H219ZM254 247H255V250H254ZM154 248L156 249V254H154L155 253V249ZM199 248H201L202 251ZM210 248H211V250H210ZM224 248H228V249L231 248V249L230 250H227V249H224ZM181 249H182V251H181ZM160 250H161L162 253L160 252ZM217 250H219V251H217ZM223 250L227 251V253H228V256H225L224 258H222V254H225V251H223ZM242 250H243V252H242ZM9 251H12L13 252V256L14 257H12L10 259H5L6 255L8 254ZM179 251L182 254H180ZM254 251H255L256 254L254 253ZM208 252H210V253H208ZM218 252H219V254H218ZM160 253L161 254H164V255H161ZM176 253H177V255H175ZM236 253H238V255ZM159 254L161 255V258L159 256ZM183 255H185V256H183ZM202 255H204V256H202ZM145 256H146V258H145ZM241 256H240V258H241ZM112 257H117L118 259L123 260L122 258L118 257V255L115 254L111 248H109V249H107V252H106V258H112ZM211 257H212V259H211ZM213 257H214V259H213ZM159 258H160V260H159ZM190 258H192V259H190ZM219 258H222V260L221 261L220 260H217ZM226 258H227V260H225ZM162 259L165 260V261H162ZM205 259H207V260L205 261ZM248 259H252V262H251V260L249 261ZM167 260H169V261H167ZM172 260L173 261L176 260V261L173 262ZM208 260H210V261H208ZM223 260H225V263H224ZM182 261L183 262H186L183 259H182ZM233 261L235 263H232ZM258 261H259V263H258ZM171 262H170V264H171Z\"/></svg>","mask_w":264,"mask_h":264},{"label":"bare ground","instance_id":"obj_2","mask_svg":"<svg viewBox=\"0 0 264 264\" xmlns=\"http://www.w3.org/2000/svg\"><path fill=\"white\" fill-rule=\"evenodd\" d=\"M28 2L27 4H25L26 5V8L24 9L23 8V3H25V2ZM37 1H39V0H37ZM109 1V2H108ZM101 3V5L103 6V10H107L108 12H110L109 13V15H108V12L106 11H102V14L103 13H107V15H106V17H105V19H107L106 21V26H108V27H106V26H102L103 27V29H104V27H105V31L106 32H109L108 34H107V36L108 37H106V33H104L105 31L103 30V31H101V29H100V31H101V34L102 33H104V35H101V36H104L103 38H109V39H106V41L108 40H110L109 42V44H108V42H106V44L109 46V45H113V47H114V44L113 43H111V38L113 39V41L112 42H114V39H118L117 41V44L120 46V45H122L123 47H127L128 48V50H129V52L131 51L133 54H136V55H134V57L135 56H137V53L138 52H140L141 54H139L140 56H144V55H146V57L144 56V58L142 57V59H143V61L145 62V64H146V62L149 64H146V68H148L149 70H147L146 68H144L143 66L145 65L144 64V62H143V65H141L142 64V62H139L141 59H140V57H138V59H140V60H136L137 59V57H135L136 59H135V61H137L138 62V66L136 67V69L138 70V69H140L141 70V68L145 71V75H143V74H141V72L139 71H136V70H134L135 69V66L136 65H134V67H133V65H132V67L134 68V69H132V71H134V73H136V75H137V78H139L141 81H144V82H147L148 83V81H145V80H143V79H145V77H146V73L147 72H150V73H147V78L149 77L150 78V76H151V78H152V76H157L156 78H159L158 79V81H160L159 83L160 84H162L163 86H161V87H163L162 89H163V92H159V83L157 82V79L154 77V81L155 82H157V84H155L154 86L152 85V87L155 89H153L154 91H155V95H157L158 97L159 96H161L160 95V93H163V95L165 94L166 96L168 95V94H171V97H170V95H169V98H171L172 99V97H173V99H175V98H179V100L180 99H184L183 100V102L184 103H182V108L180 107V105L178 106L177 104L180 102V104H181V102H182V100L181 101H179L178 99H176V101H178V103H175L174 104V102H176V101H174L173 99H172V102L173 103H171V104H173V106H171V110H172V112L174 111V112H177L176 110H178V109H176L175 110V108H174V106L176 107V106H178V108L180 107L181 109H182V111L184 110L183 108H188V109H190V108H194L195 106H197L196 107V109L194 108H192V110H189V111H193V110H195L194 111V113L197 111V113H199V114H196L195 115V117H198L199 119H200V115L203 113V111H205V113L204 114H202L201 115V120H203L202 118H205V116H207V114H206V112L207 113H210L211 111L213 112L214 111V113H210V115H211V117H213V115L212 114H214V115H219V114H221V115H219V116H224V118H223V116L222 117H220V118H216V117H218V116H215L214 118H216V119H213L214 121V123H213V126H214V129L213 130H215L214 132H219L220 131V129L222 130V131H226L225 133H227V135L230 137V139H229V141L227 142L228 143V145H227V147L228 148H226V140H227V138L223 141V142H225L224 143V145H223V142L221 143V141L219 142V140L216 142V143H221V146L225 149L226 148V150L228 151H226V152H222V148L220 149L219 148V151L220 152H222V153H220L219 151H217V152H219L218 154H216L217 155V158H216V160H214L212 163L211 162H209V165H208V167L210 168H207V172H208V170H211V171H213V172H208L209 173V175L207 174L206 175V173H204V174H202V172H203V170H202V168L204 167H202L201 166V171H198V173L200 172L201 173V175H200V177L202 178L203 176L202 175H204V182H206V181H208V182H210L212 179H210V178H213V177H216V180H217V178H221V177H223V176H221L220 177V175H222L223 174V171H224V168H227L228 167V175H227V172H225V171H227L226 169H225V173H226V175L228 176H226L227 178H228V180H229V183H230V185H232V182L233 181H236L237 182V177H238V175L240 176V179L241 180H245V181H239L238 180V182H240V183H243V182H246L247 181V179L246 178H250V177H253V175L251 174V171H250V169H247L246 170V168L247 167H245V166H247V165H251L250 164V162L248 161L250 158H248V160H246L245 158H241L240 157V159L238 160V157L236 158V156H235V154L238 152V151H240V154L239 153H237V156H241V150L243 151V149L242 148H244V149H246V147H244L245 145V143H246V145H248V143H250V142H248L247 143V141L244 143L243 141V143L241 142V143H239L241 140H243V139H239V137L241 138H243V136H242V134H241V136L239 135V133L238 132H236V130H238V129H240V127H241V124L243 123V121H244V118H246V120L247 119H249V120H251L250 118H249V114H246V112H248V111H251V112H248V113H252L254 110H256V111H254L255 112V114H253L252 113V115H256V112H259V116H260V119L262 118V119H264V93H262V92H260V91H258L257 89H255V88H253L250 84H248L244 79H242L241 81H240V83L235 87V88H233L232 90H230V91H226V92H224V93H213V92H208V91H206L205 89H203L196 81H195V79L193 78V76H192V74H191V68L190 67H188V66H186V67H188V68H185L184 67V63L185 64H187V65H190L189 63H190V61L192 60V57H193V53H194V49L193 48H180L178 45H177V43L175 42L176 40H174L172 37H171V35H170V33H169V30H168V28H167V25L166 24H164L163 22H161V21H159L158 19H155L154 17H152L146 10H145V8H144V6H143V4H142V1L141 0H96V3ZM40 3H42L41 2V0H40V2L38 3V5L40 4ZM46 3V2H45ZM100 3H99V6L98 7H100ZM111 3H113V5H115V7H113V5L111 4ZM36 4V0H0V25H1V23L4 21V20H9V19H11L12 20V17L13 16H15V15H18L20 18H21V22H19L18 23V25L20 24V23H22V24H20V25H23L24 26V28H22V26H21V28L22 29H25L24 31L22 30V32L20 33V35H14V36H12V37H9L6 41H4V42H1L0 43V50H1V53H3V54H5V55H11V54H14V53H20V52H24V61H25V63H26V65L27 64H32V63H34L35 61H36V58H35V56H34V53L32 52V50H31V43L29 42V40H28V37L32 34V33H34V31L36 30V31H40V29H38V27H36V25L38 26V23H40L39 22V17L41 16L40 14H42L41 12L39 13V11H36V7H37V5H35ZM108 4H110L111 5V7H112V9H110L111 11H109L107 8H106V6L107 7H109L108 6ZM43 5H44V3H43ZM41 8H42V6H41ZM96 8H97V5H96ZM96 8H95V11H97L96 10ZM98 9V8H97ZM101 9V10H102ZM40 10V9H39ZM100 10V9H99ZM99 10H98V12H99ZM42 11V10H41ZM98 12H95V13H98ZM93 13V12H92ZM94 13V14H95ZM101 13V12H100ZM38 14L40 15V16H38ZM102 14H100V15H102ZM18 16H17V18H18ZM93 16V15H92ZM95 16H97V14L95 15ZM95 16H93V19L95 20ZM103 16V15H102ZM42 17V16H41ZM88 17H89V15H88ZM95 17V18H94ZM108 17V18H107ZM42 19V18H41ZM88 19V18H87ZM105 19H103V17H102V20H104L105 21ZM14 20V19H13ZM46 20H48V19H46ZM53 20V19H52ZM96 20H99V19H96ZM14 21H16V23H17V20H14ZM20 21V20H19ZM34 21V23H32ZM36 21V22H35ZM93 21V20H92ZM104 21H102V23L104 22ZM38 22V23H37ZM48 23H51L52 25H50V26H53V28L56 26V22H54V20L52 21L53 23H55V24H53L52 22H51V20L49 21H47ZM31 23L32 24H34L35 25V30H33L34 28H32L31 27ZM48 23H47V25L45 24L44 26H42V29H41V33H43V34H48L49 33V31H48ZM93 23H95V22H93ZM107 23H108V25H107ZM3 24V23H2ZM88 24V23H87ZM91 24V23H90ZM96 26L98 27H94L93 28V26H91L92 28L90 29L91 31L93 30V29H99L100 27L99 26H101V24L99 23H97V21H96ZM55 25V26H54ZM99 25V26H98ZM110 25V26H109ZM2 26V25H1ZM66 26H68V25H66ZM30 27V28H29ZM101 27V28H102ZM110 27H111V30H113L112 32L110 31ZM118 27H119V29H120V34L119 35H117L118 33H119V31H117V30H114V29H118ZM1 28V27H0ZM32 28V29H31ZM85 28V27H84ZM52 29V28H51ZM96 29H95V33L97 32L96 31ZM107 29H108V31H107ZM1 30V29H0ZM33 30V31H32ZM50 30V29H49ZM35 31V32H36ZM88 32H90V31H88ZM111 32V33H110ZM114 32V33H113ZM117 32V33H116ZM0 33H1V31H0ZM94 33V32H93ZM116 33V34H115ZM111 34V35H110ZM99 36V35H98ZM100 36V37H101ZM95 38H96V36H95ZM105 39H103L104 40V42H105ZM98 40V39H97ZM101 41V40H100ZM98 44V43H97ZM102 46V45H101ZM118 46V47H119ZM109 47H111V46H109ZM108 47V48H109ZM121 47V46H120ZM103 48V47H102ZM105 48H107V47H105ZM115 48V47H114ZM126 48V49H127ZM43 50V48H40V50ZM100 49V48H99ZM118 49V48H117ZM123 49V48H122ZM134 49H137L136 50V52L137 53H134L135 52V50ZM101 50V49H100ZM103 50V49H102ZM105 50V49H104ZM115 50H116V48H115ZM120 50H121V48H120ZM133 50V51H132ZM139 50H141V51H139ZM107 51H109V50H107ZM111 51V50H110ZM124 51V50H123ZM106 52V51H105ZM127 52V51H126ZM107 53V52H106ZM106 53H105V55H106ZM118 53V51H116V54ZM121 53V52H120ZM119 53V54H120ZM143 53V54H142ZM115 54V55H116ZM131 53H129V55H130ZM101 55V54H100ZM108 56L107 57H105L104 56V54H103V57L105 58L104 60L105 61H107V62H104V60L102 59L103 57H101L100 56V58H99V60L100 59H102L103 60V63H104V65L103 66H101V68L102 67H104L105 66V63H110V65L111 64H114L115 62L112 60V58H111V56H110V52H109V54H107ZM124 55V54H123ZM127 55V54H126ZM119 55L117 54L116 55V58H114L113 57V59L114 60H116V64L118 65V61L120 62H122V60H118V58L120 57L121 58V56L122 55H120L119 57H118ZM108 57H110L109 59H107ZM131 59L132 58H134V57H131V56H129ZM123 58V57H122ZM121 58V59H122ZM151 58V60H149ZM146 59V60H145ZM102 60H100L101 61V64H102ZM109 60H111L110 62H109ZM189 60V61H188ZM112 61H113V63H112ZM123 61H124V59H123ZM133 61H134V59H133ZM148 61H150V62H148ZM120 62V63H121ZM125 63H126V59H125V61H124ZM137 62H135L136 64H137ZM186 62H188V63H186ZM119 63V64H120ZM128 63H131L130 61L128 62ZM135 63H133V64H135ZM139 63H141L140 65H139ZM100 64V65H101ZM107 64V66H105L104 68H108V65ZM123 64V63H122ZM151 64V65H150ZM66 65V66H65ZM64 66V69L67 67L68 68V66H69V69H70V66H72V65H67V64H65ZM115 65V64H114ZM117 65H115L114 66V70H116L115 69V67L117 68ZM124 65V64H123ZM129 65V64H128ZM148 65V66H147ZM154 67H153V66ZM113 66V65H112ZM112 66H110V67H112ZM119 66V65H118ZM130 66H131V64H130ZM130 66L128 67V68H126L128 71H131V68H130ZM152 66V70L154 69V68H156V69H154L152 72H151V70H150V67ZM121 67L122 66H120L119 67V69L121 70ZM124 67V66H123ZM125 67H126V64H125ZM159 67H160V69H159ZM66 68V69H67ZM100 68V69H101ZM104 68H102L103 70H104ZM157 68H158V74H160L161 73V71H159V70H162V72L164 71V70H166L165 72H163L161 75L162 76H158V74H156L157 72L155 71V70H157ZM164 68H166V69H164ZM174 68H176V70H174ZM184 68V70L182 71V72H186V71H188L189 72V75H190V78H188V76H187V78H186V76L185 75H183V73L181 72V70ZM63 69V70H64ZM72 69V68H71ZM112 69H113V67H112ZM186 69H188V70H186ZM5 69L4 68H0V125L1 124H4V123H16V124H19V122H21V121H26V123L28 124V128H27V130H20V131H15V132H11V133H6L5 135H1L0 136V143H1V145H0V148H4V147H9V146H11V145H14L15 143H20V142H28L29 141V139H28V136H30L31 135V133L33 132V131H35L37 128H38V126L39 125H41L42 123H44V122H46V120L45 119H43L42 121H40V120H38V123L35 121V113L32 111V106H31V104H30V102H28L29 100L28 99H22V97H21V95L20 94H18L17 92H12L11 91V87H16V85L19 83V81H20V79H21V76H22V74L18 71V70H16V72L13 74V75H8L7 73H5V71H4ZM127 70H124V72H126ZM147 70V71H146ZM171 71L172 73H176V74H172L171 72H169V73H167V71ZM186 70V71H185ZM66 71L67 70H64V74L66 75ZM71 71V70H70ZM117 71V70H116ZM121 71H123V68H122V70ZM131 71V72H132ZM175 71V72H174ZM69 72V71H68ZM101 72H102V70H101ZM109 73V74H121L120 76H122V75H124L125 73H123L122 74V72L121 73H118V72H116V73H114L113 72V70H112V72L110 71V68H108V71L106 70H104L103 71V73ZM111 72V73H110ZM137 72L139 73V75H140V77H141V75L142 76H144V78L143 77H139L138 76V74H137ZM179 72V73H178ZM180 72H181V74H180ZM188 72L187 73H184V74H188ZM103 73H101V74H103ZM127 73V72H126ZM133 72H132V74H133V76L134 77H136L135 76V74H134ZM142 73H143V71H142ZM153 73H155V74H153ZM166 73H167V76H166ZM55 74L57 75V73H56V68L54 67L53 68V66H52V68H51V66L50 67H48L47 68V70L45 69V70H43L42 71V75H41V80H42V82H43V84H45L47 81H49V80H55V79H51V78H53V76L56 78V76H55ZM71 74L72 73H70V76H71ZM128 75H129V72L127 73ZM132 74H130L131 75V77H132ZM153 74V75H152ZM166 76V78L167 79H164V80H166L167 82H168V84L169 85H171L172 83L175 85V87H174V85H173V88L174 89H172V87H169L170 88V91H169V93L167 94L166 92H168V91H166V90H168V88L167 87H165L166 85L168 86V84H165V83H167V82H164L162 79L165 77L164 75ZM175 75L176 76V80H175V77L173 78V77H171L170 76V78L171 79H169V81H168V75ZM64 75V76H65ZM69 75V74H68ZM106 75H108V74H105V76ZM177 75H178V77H177ZM58 76H61V75H58ZM67 76V75H66ZM111 75H109V77H110ZM120 76H118V78L119 79H121L120 78ZM180 76H183V77H185V80L183 79V77L181 78ZM113 77V76H112ZM114 77L115 78H117L115 75H114ZM126 78H124L123 76H122V80H120V81H124L125 80V83L127 82L126 81V79L128 80V82L130 83V81H131V83L132 84H134L133 82H134V80H133V82H132V80H131V78H129V76H128V78H127V76H125ZM162 77V79L160 80V78ZM62 78H63V74H62ZM106 78V77H105ZM108 78V77H107ZM133 78V77H132ZM149 78H148V80H149ZM173 78V79H172ZM179 80H178V79ZM111 79L112 78H108V80H110L109 82V84H111V83H115V82H119V81H115L114 82V80H113V82L111 81ZM133 79H135V78H133ZM153 79V78H152ZM181 79H183L184 80V82H185V85L187 86V85H189V88H187L184 84V86L186 87V89H185V87L181 84V83H183L182 81H180ZM191 81H190V80ZM107 80V81H108ZM116 80H118V79H116ZM147 80V79H146ZM171 80H173V81H177L176 83L175 82H171ZM190 81V83L191 84H189V82H187V81ZM57 81V80H56ZM64 81H67V80H63V81H61V83H60V85H58V86H54V87H56L55 89H57L56 91H59V90H61V91H63L64 90V88L66 87V85H64ZM137 79H135V83H136V85H138L137 84ZM141 81H138V82H140L141 83ZM149 81H151V79L149 80ZM153 81V80H152ZM151 81V82H152ZM154 81H153V83H154ZM162 81H163V83H162ZM60 82V81H59ZM144 82H142V84L144 83ZM151 82H149L148 84L146 83V84H144V85H141V86H136L135 87V91H137L136 89H137V87L139 88V87H141L142 89H143V87L144 86H147V85H149V86H147V87H149V89L151 88V85H150V83ZM169 82H171V84L169 83ZM51 83V82H50ZM119 83H121V82H119ZM118 83V84H119ZM129 84V85H132V84ZM179 83L181 84V86L179 85ZM188 83V84H187ZM57 84H59V83H57ZM56 84V85H57ZM117 84V83H116ZM178 84V85H177ZM46 85L47 84H45V85H43V88L42 89H46ZM112 85V84H111ZM123 85V84H122ZM122 85H118V86H122ZM126 85H128V83L126 84ZM135 85V84H134ZM140 85V84H139ZM190 85H191V87H190ZM114 86V85H113ZM117 86V85H116ZM117 86V88L116 87H111V86H109V87H111V88H114L113 89V94H115V95H118V94H126V95H124L125 97L124 98H131V97H133V94H134V90H133V94H131V96H130V94L129 95H127V93L126 92H124V91H121V93H119L120 92V90H119V87ZM125 85H123L122 87H124ZM58 87V88H57ZM120 88L121 90L123 89V88ZM132 87V86H131ZM160 87V88H161ZM126 88V86L124 87V89ZM130 88V86L128 87V88H126V89H129ZM145 89H146V87H144ZM165 88V89H164ZM167 88V89H166ZM193 89V91L192 92H194V94H197V96L199 95V98L197 97V96H195V95H193L192 93H191V91L189 90V89ZM8 89V90H7ZM123 89V90H124ZM132 89H134V88H132ZM148 89V88H147ZM130 90V89H129ZM129 90L127 91L128 93H131L132 91L130 90V92H129ZM166 92H165V91ZM119 91V92H118ZM141 91V90H140ZM140 91L138 90L137 92H139L140 93ZM152 91V90H151ZM188 91H190V92H188ZM66 92V91H65ZM59 93L58 95L56 94V97L58 96V97H62L61 99H62V102H61V100L60 101H58L59 103H62L61 105H60V107H59V109H60V111H61V109H62V112H63V115L64 116H66L67 115V113L66 114H64L65 112H68V111H66V106H68L69 105V101L67 102V100H68V94H66V93H68V92H66V93ZM137 92H135V94L134 95H136L137 94ZM146 92V91H145ZM147 92H148V90H147ZM42 96H44L45 97V94H44V91H42ZM106 93V92H105ZM152 93V92H151ZM146 94H149V92L148 93H145L143 96L141 95V93L139 94V95H141L142 97H144L143 98V100H145V96H146ZM187 94V95H186ZM190 94H192V96H195V97H193V100L191 99L192 98V96L190 95ZM47 95V94H46ZM51 95V94H50ZM53 95H54V93H53ZM105 95V94H104ZM122 95V96H123ZM154 95V96H155ZM173 95V96H172ZM52 96V95H51ZM107 96V95H106ZM109 96V95H108ZM138 96V95H137ZM137 96H136V98H137ZM149 96V95H148ZM152 96V95H151ZM187 96V97H186ZM53 97V96H52ZM51 97V99H53L54 97H55V95H54V97L52 98ZM116 97V96H115ZM142 97H141V99H142ZM153 97V96H152ZM158 97H156V99H158ZM175 97V98H174ZM182 97V98H181ZM185 97H186V99H185ZM191 97V98H190ZM47 98V97H46ZM70 98V97H69ZM119 99H121L120 97H118ZM123 98V97H122ZM129 98V100L128 101H131V99ZM134 99H136L135 97H133ZM188 98H190L191 99V101H190V99L188 100ZM196 98H197V100H196ZM201 98V99H200ZM202 98H204V99H202ZM12 100V101H9V100ZM141 99H136L135 101H140ZM147 99H148V97H147ZM146 99V101H148ZM152 99V98H151ZM159 99H164V101H168V102H165V105H166V103H167V105L168 104H170V101H169V99L166 97L165 98V96H164V98L161 96V98L159 97ZM158 99V100H159ZM112 100V99H111ZM143 100H141L140 102H142V105L144 104V103H146V102H144L143 103ZM149 100H150V98H149ZM153 100H155V99H153ZM152 100V101H153ZM188 100V102H185V101H187ZM196 100V101H195ZM200 100V101H199ZM201 100H203V101H201ZM160 101V100H159ZM159 101H157L158 103H159ZM164 101H163V104H164ZM195 102V103H193V102ZM123 102H126V101H123ZM151 102V100L149 101V103ZM155 102V101H154ZM198 102H201L200 104H204L205 105V108H207L206 110H204L205 108H204V105H200ZM68 103V105H66ZM149 103H147V104H149ZM151 103H153V102H151ZM150 103V104H151ZM161 103H162V101H161ZM187 103V104H186ZM190 103H192V105L190 104ZM72 104V103H71ZM116 104V103H115ZM124 104V103H123ZM147 104H144V106L145 105H147ZM148 105V107L150 106V108H151V105ZM183 104H184V106H183ZM186 104V105H185ZM59 105V104H58ZM113 105V107H114V104H112ZM122 105V104H121ZM127 105V104H126ZM158 105V104H157ZM165 105H163V106H165ZM192 106V107H188V106ZM198 105H200L201 107H203V109L200 107L199 109H198ZM141 106V105H140ZM159 106H161V105H159ZM169 106V107H170ZM42 107H44V108H46V106H42ZM123 107V106H122ZM128 107V106H127ZM132 107V106H131ZM142 107V106H141ZM125 108H126V106H125ZM137 108V107H136ZM140 107H138V109H139ZM150 108H147V109H150ZM156 108V107H155ZM162 108V107H161ZM177 108V107H176ZM141 109V108H140ZM157 109L158 110H160V107H157ZM164 109H167V107H165ZM170 109H168V110H170ZM188 109H186V111H188ZM198 109V110H197ZM200 109H201V112L202 113H200ZM252 109H254V110H252ZM41 110V109H40ZM67 110H68V108H67ZM124 110V109H123ZM144 110H146V109H144ZM151 110V109H150ZM157 110V111H158ZM162 110H163V108H162ZM162 110H160V111H162ZM170 110V111H171ZM203 110V111H202ZM218 110V111H217ZM133 111V110H132ZM135 111V110H134ZM139 111V110H138ZM179 111H180V109H179ZM181 111V113L183 114V112ZM184 112V114L185 113H189V111L188 112ZM208 111H210V112H208ZM70 112V111H69ZM173 112V113H174ZM215 112H216V114H215ZM218 112V113H217ZM40 113V112H39ZM42 113V112H41ZM40 113V114H41ZM44 113V112H43ZM160 113V112H159ZM169 113V115H171V113L170 112H167V114ZM172 113V114H173ZM180 112H179V115L181 114ZM194 113H193V115H194ZM46 114V113H45ZM62 114V113H61ZM150 114V112L148 111V113H147V115H149ZM162 114V113H161ZM175 114V113H174ZM206 114V115H205ZM47 115V114H46ZM46 115H44V116H46ZM70 114H68V116H69ZM151 115V114H150ZM157 115H158V113H157ZM160 115V114H159ZM166 115V114H165ZM164 115V116H165ZM168 115V116H169ZM186 115V114H185ZM185 115H183V117L185 116ZM192 115V114H191ZM199 115V116H198ZM205 115V116H204ZM152 116V115H151ZM168 116H166V117H168ZM178 116V115H177ZM190 116V115H189ZM203 116V117H202ZM257 116H258V114H257ZM149 117V116H148ZM170 117V116H169ZM168 117V118H169ZM174 117H176V114L174 115ZM194 117V116H193ZM195 117L193 118V119H195ZM208 117H209V114H208ZM64 118H66V119H68V118H70V116L69 117H64ZM112 118H114V116L112 117ZM152 118V117H151ZM170 118H172V116L170 117ZM169 118V119H170ZM187 118H188V115H187ZM198 118H196L195 119V122H196V120H198ZM254 118V117H253ZM252 118V119H253ZM255 118H256V116H255ZM254 118V119H255ZM164 120H165V118H163ZM184 119V121H185V118H183ZM183 119H181V121L182 122H184L183 121ZM192 119V120H193ZM210 119V118H209ZM212 119H210V120H212ZM253 119V120H254ZM259 119V118H258ZM258 119H256L255 120V122L259 125H257V124H255V122H250L249 123V121H247L248 122V124H245V126L246 125H249V124H251V125H249V126H253V123L255 124L254 126H256L257 127V129L259 128L260 129V127H261V129L262 130H264L263 128H264V124H263V121L262 120H258ZM154 120V119H153ZM174 119H172V121H173ZM176 120V119H175ZM177 120H180V118L178 117V119ZM176 120V122H178ZM190 120V119H189ZM191 120V121H192ZM201 120H200V122H201ZM205 120H207L206 118H205ZM205 120H203L202 122H205V125H206V122L207 121H205ZM155 121V120H154ZM166 121V120H165ZM164 121V122H165ZM170 121V120H169ZM186 121H188V119H186ZM185 121V122H186ZM199 121V120H198ZM252 121V120H251ZM167 123H168V121H166ZM174 122V121H173ZM176 122H174L175 124H176ZM181 122V123H182ZM209 122V121H208ZM167 123H165V124H167ZM174 123H172V124H174ZM246 123V122H245ZM260 123H262V125L260 126ZM151 124V123H150ZM162 124H164V123H162ZM169 124V123H168ZM168 124H167V126H168ZM187 124H189L188 122H187ZM186 124V125H187ZM200 124H203V127H202V125H201V129L203 128L204 129V127H205V125H204V123H198V124H196V127H197V125L200 127ZM244 124V123H243ZM243 124H242V126H243ZM152 125V124H151ZM178 125H180V126H182L183 127V125L182 124H178ZM161 127L163 126V128H164V125H160ZM159 126V127H160ZM185 126V125H184ZM194 126V125H193ZM210 127V126H212V124L211 125H208V123H207V126L206 127ZM158 127V128H159ZM169 127H170V125H169ZM168 127V128H169ZM172 127H174V128H176L177 129V127H175V126H172ZM178 128V130L179 129H185V127H183V128ZM192 127V126H191ZM195 127V128H196ZM247 127V126H246ZM256 127H253V129L254 128H256ZM263 127V128H262ZM187 128H188V126H187ZM187 128H186V132L189 130V128H188V130H187ZM219 129V131L217 130V129ZM252 128V127H251ZM151 129V128H150ZM166 129V128H165ZM164 129V130H165ZM183 129V130H184ZM193 130H191V131H194V128H192ZM201 129H200V131H201ZM208 129H210V128H208ZM245 129V128H244ZM259 129H258V131H259ZM261 129H260V131H261ZM163 130V129H162ZM161 130V131H162ZM169 130V129H168ZM206 130V129H205ZM211 130H212V128H211ZM211 130H209V131H211ZM196 131V130H195ZM200 131H198L199 133H200ZM222 131H220V132H222ZM239 131V130H238ZM247 131V130H246ZM256 131V130H255ZM254 131V132H255ZM259 131V132H260ZM168 131L166 130V131H164V134L165 133H167ZM174 132V131H173ZM189 132H190V130H189ZM188 132V133H189ZM219 132V133H220ZM261 132H263V131H261ZM171 133V132H170ZM174 133H176V132H174ZM187 133V134H188ZM193 133H195V132H193ZM223 133V132H222ZM251 133V132H250ZM196 134V133H195ZM212 134V133H211ZM210 134V135H211ZM214 134V133H213ZM256 134V133H255ZM215 135V134H214ZM220 135V134H219ZM226 135V134H225ZM227 135H226V137H227ZM262 135V134H261ZM197 136H198V134H197ZM204 136H206V135H204ZM239 136V137H238ZM218 137H220V136H218ZM187 139H188V137H186ZM192 138V137H191ZM195 138V137H194ZM201 138V137H200ZM225 138V137H224ZM248 138V137H247ZM262 138V137H261ZM180 139V138H179ZM181 139H183V138H181ZM186 139V141H189V139H190V137H189V139L187 140ZM203 139V138H202ZM218 139V138H217ZM222 139V138H221ZM220 139V140H221ZM258 139V138H257ZM196 140H197V137H196ZM168 141V140H167ZM182 141V140H181ZM198 141V140H197ZM205 141V140H204ZM166 142V141H165ZM192 142V141H191ZM258 141H256L255 143H257ZM134 143V142H133ZM137 143H138V141H137ZM162 143H164V141H162ZM168 143H170V142H168ZM187 143V142H186ZM189 143H190V141H189ZM211 143V142H210ZM238 143V145H244L242 148H241V146L239 147L238 145H236ZM141 144V143H140ZM140 144H138V145H140ZM155 144H158L157 145V147L155 146V149H157V148H160V147H158L159 145L161 146L162 144H160V143H155ZM167 144V142L166 143H164V148H162L161 147V150L162 149H165V150H162V151H164V152H166V145ZM191 144V143H190ZM189 144V145H190ZM252 144V143H251ZM254 144V143H253ZM252 144V145H253ZM260 144V143H259ZM263 144H264V141H263ZM103 145V144H102ZM102 145H101V147H102ZM182 145H183V143H182ZM214 145V144H213ZM212 145V146H213ZM219 145V144H218ZM252 145H250V146H252ZM257 145V144H256ZM261 145V144H260ZM147 145H141V148L142 149H144V147L146 148V149H144L143 150V152L145 151V150H147V147H146ZM150 146V145H149ZM149 146H148V149H151L152 147H153V145L152 146H150L151 148H149ZM163 146V145H162ZM217 146V145H216ZM237 146V147H236ZM258 146V145H257ZM139 147V146H138ZM137 147V148H138ZM168 147V146H167ZM185 149L187 146H180L179 148V150H178V153H179V158H180V163H178L177 165L178 166H181V171L180 172H178V171H175V169L173 170V171H171V172H168V171H166L165 172V168H166V165H165V160H163V161H158V157H160L159 156V154L162 152V151H160V153H158L157 155H158V157L156 158V162H158V163H156V164H153V165H146V164H140V165H132L131 167H130V165L129 166H127V167H129V168H120V165H118V164H116L115 162H116V158L114 157H112L113 159L112 160H110V158L108 157V154L110 153V152H106L105 153V151L107 150V149H109L108 148V146H106V144H105V146L103 145V149L101 148V151L102 150H104V153L103 152H101L102 154H105L103 157L104 158H102V160H100L101 162H99V165L101 166V171H100V166H99V168H98V171L99 172H97L98 174H96V172H95V174H94V172L91 174L92 175V177L91 176H89V175H83V176H80V177H78V176H76V177H74V178H71V179H69L67 182L66 181H63V180H61L60 178H58V177H55V169H56V160H57V157H54V154H51L49 157L47 156V154L45 153V151L44 150H42V149H33V151L31 150V149H29V150H25L24 152L26 153V155H24L23 157H22V164H23V166H24V168H25V170H26V172H27V176H26V179H24V184L26 183V180H28V181H30L31 179H32V177L34 176V175H38L39 176V179H40V184H41V186H39V187H35V189H41V190H48V191H53V192H57V193H62V194H73L72 192H84V193H101L102 194V197H101V205H102V208H114V209H123V210H126V209H133V210H139V209H142L146 204H151V205H153V204H155V202H158L160 205H162V204H164V205H168V206H172L173 208H174V206H175V208L174 209H176V212H179V213H182V215H187L186 213H188V207L190 208V207H193L194 205H192L191 206V201L192 200H190V198H195V200L197 201L198 199H200V198H198V197H200L202 194H203V192H206V191H204V190H202V187L201 186H199L200 184H202L203 183V179L201 180V179H198V180H201V182H199V184H198V180L196 181L195 180V177L194 176H191L192 178V180H193V177H194V180L196 181V185L197 186H199L201 189H199L196 185H195V183L194 184H192V185H194L195 187H193L192 185V187L191 186H189L191 189H194L193 191H196L195 190V188L197 187V189H199V190H197V193H195V192H193L189 187H187L186 188V190L188 189H190L191 190V192L189 193L188 191H186L184 188L186 187L185 186V183H187V181L186 180H188V185H189V183L191 184V183H193L194 182V180H193V182H189V179H187V177H185L186 175L188 176V174L189 175H191V173H193V172H191V171H193L192 169H190V167L191 166H189L188 164H184L183 163V161L182 160H185V159H181V158H183V155H184V151H183V149ZM191 147V146H190ZM213 147H215V145L213 146ZM220 147V146H219ZM260 147V146H259ZM262 147V146H261ZM261 147H260V149H261ZM154 148V147H153ZM169 148V147H168ZM235 148H238V150L236 151V150H234ZM252 148V152H253V155L255 154L254 152H256V151H254L253 150V148H254V146L253 147H251ZM189 149V148H188ZM191 149V148H190ZM240 149V150H239ZM257 149H258V147H257ZM151 150H153V149H151ZM150 150V151H151ZM157 150H159V149H157ZM212 150H214V149H212ZM215 150H216V148H215ZM232 150V151H231ZM115 151V150H114ZM141 151V150H140ZM140 151H138L137 153H139ZM155 151V150H154ZM167 151H169V149L167 150ZM186 151H188L187 150V148H186V150H185V152ZM224 151V150H223ZM231 151V152H230ZM248 151H249V146H248ZM258 151V150H257ZM261 151V150H260ZM264 151V150H263ZM31 152V153H30ZM33 152V153H32ZM34 152H36V154H34ZM142 152V151H141ZM157 152V151H156ZM155 152V153H156ZM216 152V151H215ZM214 152V153H215ZM245 152V150L243 151V153ZM246 152H247V150H246ZM245 152V156H246V158L248 157L247 156V154H248V152L246 153ZM145 153V152H144ZM144 153H141V154H143L144 156H146V155H148V154H146V153H149V150H148V152L146 151V153L144 154ZM153 153V154H152ZM151 154L152 155H155L153 158H155L156 157V154L154 153V152H152ZM188 152H186V154H187ZM194 153H196V152H194ZM257 153H258V156H257ZM256 153V157H254L255 158V161H256V158L257 157H259V151ZM163 154V153H162ZM161 154V155H162ZM165 154V153H164ZM163 154V155H164ZM167 155H168V152L166 153ZM165 154V155H166ZM191 154V153H190ZM224 154H226V155H224ZM227 154H229V156H227ZM232 154H234V155H232ZM239 154V155H238ZM262 154H263V152H262ZM189 155V154H188ZM195 155V154H194ZM193 155V156H194ZM197 155V154H196ZM199 155V154H198ZM250 155V154H249ZM42 156V157H41ZM184 156H186V155H184ZM215 156V155H214ZM235 156V157H234ZM243 156V155H242ZM255 156V155H254ZM264 156V155H263ZM147 157V156H146ZM145 157V158H146ZM152 157V156H151ZM162 157V156H161ZM164 157V156H163ZM152 158V160H154ZM185 158V157H184ZM187 158H189L190 159V157H187ZM186 158V159H187ZM193 158V157H192ZM198 157L196 156V159H197ZM227 158V159H226ZM149 159V158H148ZM159 159H161V158H159ZM164 159V158H163ZM195 159V158H194ZM200 159H202V157L200 158ZM209 159V158H208ZM244 159V162H249V164H247V163H245L244 164V162H243V164H241V161ZM198 160V159H197ZM196 160V161H197ZM204 160V159H203ZM210 160V159H209ZM225 161V163H224V165H225V167L223 166V162ZM228 160V161H227ZM246 160V161H245ZM254 160V159H253ZM145 161L147 162V159H145ZM155 161V160H154ZM182 161V162H181ZM192 161H194L193 159H191V161L189 160L188 161V159L186 160V162H188V163H192ZM196 161H194V162H196ZM219 161V162H218ZM220 161H223L222 162V165L220 164ZM238 161H240V164L241 165H245V166H242L241 167V165H238L239 164V162ZM255 161H254V163H252V164H255ZM207 162V161H206ZM205 162V163H206ZM237 162H238V164H237ZM253 162V161H252ZM257 162L259 163V161L257 160ZM102 163V164H101ZM200 163V162H199ZM198 163V164H199ZM208 163V162H207ZM226 163H228V164H226ZM193 164H196V163H193ZM247 164V165H246ZM204 165V164H203ZM256 165V164H255ZM260 165V164H259ZM150 167L151 169L149 170V171H147L146 169H144L145 167ZM196 166H197V164H196ZM196 166H192V167H195V168H200V167H196ZM222 166L224 167V168H222ZM227 166V167H226ZM240 166V169L238 168ZM252 167H254L255 168V171H257L256 170V166H258V164L256 165V166H253V165H251ZM250 166V167H251ZM236 167H237V169H236ZM249 167V168H250ZM261 169L259 170V171H262V167H260ZM223 169V171H221ZM253 169V168H252ZM259 169V168H258ZM195 170V169H194ZM249 170V171H248ZM264 170V169H263ZM191 172V173H188V174H186L187 172ZM206 171H204V172H206ZM220 171V172H219ZM239 171H242V172H239ZM245 171V172H244ZM249 173H248V172ZM196 172V171H195ZM194 172V173H195ZM222 172V174H219V173H221ZM244 172V173H243ZM253 172V171H252ZM100 173V174H99ZM212 173V175H210ZM224 173V174H225ZM235 173H237V174H235ZM239 173V174H238ZM259 173V172H258ZM213 174L214 175H216V176H213ZM245 174H247V176L245 175ZM254 174V173H253ZM96 175H99L100 176V178H98ZM196 175V174H195ZM199 175V174H198ZM198 175H197V177H198ZM229 175H231V176H229ZM237 175V177L232 181V178H234V176H236ZM256 175H257V173H256ZM263 175V174H262ZM90 178H89V177ZM93 176H95V177H93ZM213 176V177H212ZM224 176V177H225ZM241 176H243V179H242V177ZM260 176V173L257 175V178ZM148 177H149V179H148ZM151 177V178H150ZM208 177V179L209 180H206L205 178H207ZM210 177V178H209ZM225 177V178H226ZM94 178H96V179H94ZM186 178V179H185ZM239 178V177H238ZM262 178H264V177H262ZM105 179H107V180H111V181H113V183H114V185L116 186V188H107L106 186H105ZM183 179L185 180V182L183 181ZM190 179V180H191ZM224 178H222V180H223ZM215 180V178H213V181ZM227 180V179H226ZM213 181H211V182H213ZM232 181V182H231ZM146 182V184L147 185H145L144 183ZM184 182V183H183ZM217 182H218V180H217ZM223 182H224V180H223ZM222 182V183H223ZM236 182H234V184H233V186L235 187V184H236ZM255 183H257V182H255ZM205 184H210V185H212L211 183H205ZM205 184H203V186L205 185ZM213 188L212 189H214L215 188V184H216V181H214L213 182ZM219 184V183H218ZM220 184H221V182H220ZM219 184V185H220ZM224 184V183H223ZM223 184H221V188L220 189H222V185ZM250 184V183H249ZM187 185V186H188ZM207 185H206V187H207ZM219 185H217L218 186V189H219ZM228 186H229V184H227ZM257 185V184H256ZM255 185V186H256ZM185 186V187H184ZM228 186H226L225 187V190H224V188L222 189V190H224V191H221L222 193H223V195H221V196H219L220 194H222L219 190V192L220 193H218V191L216 192V194H218L217 196L218 197H220V198H223V196H224V194H226V189L227 190H230L231 188H232V186H231V188L230 187H228ZM249 187H250V185H248ZM248 186H246V188L248 187ZM254 186V185H253ZM205 187V186H204ZM208 187H210V186H208ZM247 188V190H248V192H250L249 191V189L251 188ZM228 188H230V189H228ZM259 188V187H258ZM212 189H210V190H212ZM200 190H202V194H201V192H200V196H197L198 195V191H200ZM207 191H208V189H206ZM209 190V192L211 193V195H215V196H213V197H215L216 198V194H215V191H214V194L211 192ZM217 190V189H216ZM235 191H237V189H234ZM246 189H244V191H245ZM246 190V191H247ZM257 189H255V191H256ZM232 191H233V189H232ZM244 191H242V192H244ZM245 191V192H246ZM252 191H254V190H252ZM2 192V191H1ZM5 192V194H7V195H9L8 193H7V191H4ZM191 195V193H193V195L192 196H194V197H190V195L188 194V193ZM209 192H207V193H209ZM225 192V193H224ZM11 193V192H10ZM194 193L196 194V195H194ZM207 193H205V194H207ZM209 193V194H210ZM229 193V192H228ZM238 193H240V192H238ZM238 193H236V195H238ZM251 193V192H250ZM253 193V192H252ZM2 194H4V193H1V195ZM204 194V195H205ZM235 194V193H234ZM233 194V195H234ZM241 194V193H240ZM249 194V193H248ZM258 194H260V193H258ZM258 194H256L257 196H258ZM0 195V196H1ZM209 196L208 194L206 195V196H203V203H204V197H206V202H208V203H210L211 202V200L212 199H210L212 196ZM227 195V194H226ZM224 196L225 198H224V201L225 200H227L226 198L228 197H230L231 198V196H230V194H228L227 196ZM247 195V194H246ZM195 196H197V197H195ZM207 196H209L210 198H208ZM241 196H243V193H242V195ZM241 196H239V197H241ZM234 196H232V198H233ZM244 198H248L249 197V195L248 196H243ZM202 198V197H201ZM214 198V199H215ZM244 198H243V200H244ZM209 199V200H208ZM217 200H212V203H210L211 204V209L213 210V214H212V210L210 211L211 213L209 214V218L206 216L205 218L207 219L208 218V221L210 222V224H211V222H212V220L214 219V218H216V216H217V219H215V221H214V223H215V225L213 224V222H212V224L211 225H213V226H216V225H218V221H219V219H220V221H221V231H222V233H225V234H222V235H218V236H223L224 235V238H226L227 240V242H228V244L231 242V235L230 234H232V233H234V234H232V237H234V240L232 239V243H234V245H235V242H237V240H241L240 241V244H242V242H243V246L244 247H246V245L244 244L245 243V241L246 240H248V243H249V246H250V244H251V242H249V240L251 241L252 239H253V236H254V234L252 235V232L250 233L249 232V236L248 235H246L247 237H249V238H246V236L244 237L243 235H242V238H239V239H237L238 238V235L236 236V239H235V235L238 233H236V232H234L235 230L237 231V224L235 223V222H233L232 224H230L232 221H230L229 222V220L230 219H227L226 221H225V217H226V215L227 214H229L230 215V211L232 212V214L234 213L233 211H234V206H235V204L233 203V206L232 205H230L232 202H230V201H232V200H230V201H228L230 204H228V206L230 205V206H232V207H230L229 209H228V207H223V206H225L224 204L222 205L221 203L222 202H224V201H222V199H221V201H220V203L219 204H221V205H219V204H217L216 202L218 201L219 202V198H216ZM234 200V199H233ZM237 200L239 201V198L237 197ZM248 200V199H247ZM256 200V199H255ZM190 201V202H189ZM194 201V200H193ZM199 201V200H198ZM245 201V200H244ZM244 201H242L243 203H245L246 204V202H244ZM202 202V201H201ZM157 203V204H158ZM192 203H194V202H192ZM203 203H202V205H203ZM214 203H216V205L214 204ZM227 203V202H226ZM225 203V204H226ZM243 203H240L241 205L239 206V203H238V206H239V208L241 207V209H242V204ZM247 203H248V201H247ZM66 204V203H65ZM195 204V203H194ZM213 204L215 205V207L213 206ZM245 204H244V207L247 209V207L245 206ZM249 204V203H248ZM174 205V206H173ZM190 205V206H189ZM196 205H197V203H196ZM196 205H195V207H196ZM200 203L197 205V206H199V208H200ZM204 205H206L205 203H204ZM204 205H203V207H204ZM217 205H218V207H217ZM247 205V204H246ZM210 206V205H209ZM221 206V207H220ZM227 206V205H226ZM238 206L236 207V208H238ZM248 206V208L249 209H251V207L249 206V205H247ZM207 207V206H206ZM205 207V208H206ZM244 207H243V209H244ZM172 208V209H173ZM215 208H217V212L216 213H214V211H216V209ZM220 208H222L221 210L223 211H221L220 210ZM223 208L225 209V211L223 210ZM233 208V209H232ZM236 208H235V210H236ZM239 208L237 209V210H239ZM75 209V208H74ZM72 207H68V206H58V207H56L55 208V216H54V219H53V221H54V225H55V231H56V241L60 244V245H62V246H65V245H67L69 242H71L77 235H75V234H73V232H72V225L74 224V210ZM152 208H150V210H151ZM191 209V208H190ZM193 209V208H192ZM191 209V210H192ZM196 209V208H195ZM207 209V208H206ZM205 209V210H206ZM240 209V210H241ZM248 209V211L246 210V214H250L249 213V210ZM154 210H156V211H154ZM153 210V213L155 212V214L157 213V210H158V207H157V209L155 208ZM190 210V211H191ZM194 210V209H193ZM197 210V209H196ZM220 210V212L223 214L224 212H225V214H224V218H222L221 217V213L219 212L218 213V211ZM240 210L238 211V212H236V213H239L240 212ZM254 210V209H253ZM253 210H251V211H253ZM159 211H161V210H158V212ZM170 211V210H169ZM172 211V210H171ZM171 211H170V213H171ZM199 211H201V209L199 210ZM241 211H243V212H241V214L243 215L244 214V211H245V209L244 210H241ZM173 212V211H172ZM175 212V213H176ZM198 212V211H197ZM196 212V213H197ZM227 212V213H226ZM174 213V215L176 216V214ZM178 213V214H179ZM208 213V212H207ZM220 215H218V214ZM236 213H234V215L236 216ZM153 215V216H155V218H153L154 220V222L152 221V229H151V231H152V234H151V232L149 233L150 234V237L151 236H153V234H154V236L155 235H157V234H155V232H156V227H157V220H156V218H158L157 217V214L156 215ZM159 214V213H158ZM164 214V213H163ZM173 214V213H172ZM191 214V213H190ZM166 214H164V216L163 217H167V216H165ZM169 215V214H168ZM180 216H181V214H179ZM195 215V213H193L192 214V218H193V216ZM202 215V214H201ZM201 215H200V217H201ZM210 215L212 216V215H215V217L213 218V217H211L210 218ZM197 216V215H196ZM199 216V215H198ZM231 216H233V215H231ZM241 216V215H240ZM240 216H239V218H237V216H236V218H237V220H236V218H235V220H236V222L239 220V219H241L240 218ZM172 217V216H171ZM179 217V216H178ZM242 217V216H241ZM244 217L246 218L247 216H244L243 215V217H242V219L241 220H243L244 219ZM259 217H261L260 215H259ZM204 218V219H205ZM248 219H251V218H249V217H247ZM247 218L246 219H244L243 221H245V223L247 224ZM257 219H258V216L256 217ZM171 219V218H170ZM176 219V218H175ZM174 219V220H175ZM186 219V218H185ZM211 219V220H210ZM259 219H261V218H259ZM162 220V219H161ZM165 220V219H164ZM178 220V219H177ZM223 220H224V222H225V225L223 224ZM232 220H234V216H233V219ZM255 220V219H254ZM172 221V220H171ZM170 221V222H171ZM179 221V220H178ZM202 221H204L203 220V218H202ZM220 221H219V223H220ZM243 221H240L239 220V222H237V223H239L240 224V222L241 223H243L242 225H244L245 223L243 222ZM259 221H261V220H259ZM166 222V221H165ZM182 222H183V220H182ZM195 222V221H194ZM206 222V221H205ZM250 222H252L251 220H249L248 221V223H250ZM255 222H257V220L255 221ZM159 223H160V221H159ZM158 223V224H159ZM179 223H181L180 221H179ZM179 223H177V224H179ZM186 223L188 224L187 225V228L189 227V225L191 224L190 222L188 223L187 221H186ZM208 223V222H207ZM227 223H229V224H227ZM163 224V223H162ZM206 224V223H205ZM223 224V225H222ZM233 224H234V228H236V229H232L231 230V228L233 227ZM236 224V225H235ZM245 224V225H246ZM258 224V223H257ZM69 225H70V228H71V230H70V228H69ZM160 225H161V223H160ZM165 225V224H164ZM170 225V227H171V225H174L175 227H176V225L175 224H169ZM193 225H194V223H193ZM208 225H209V223H208ZM241 225V224H240ZM244 225V229H245V227H247V226H249V229H251V227H250V225L248 224V225H246L245 226ZM254 225H256V223L254 224ZM262 225L264 226V224L262 223ZM162 226V225H161ZM210 226V225H209ZM219 226H220V224H219ZM219 226H218V230H219ZM228 226V227H227ZM230 226H231V228H230ZM69 229H68V228ZM160 227V226H159ZM182 227V226H181ZM190 227H192L193 228V226H192V224L190 225ZM200 226H198V228H199ZM225 227L227 228L226 230H228L229 231V233H226V230H225ZM257 227H259L258 225H257ZM257 227H254V232H255V228H257ZM172 228H174L173 226H172ZM196 228H197V224H196ZM203 228H204V225H203ZM206 228H207V225H206ZM205 228V229H206ZM211 228V227H210ZM210 228H209V231H210ZM261 228L263 229V230H261ZM260 229V231L259 232H257L258 230ZM257 231H256V237L255 238H258L259 239V241H260V243H262L261 242V240L263 239V236H264V228L262 227V226H260V228H259ZM169 230V229H168ZM167 230V231H168ZM180 230H182L181 228H179V231ZM197 230V229H196ZM212 230V229H211ZM216 229L214 228V231H215ZM223 230H225V231H223ZM230 230L231 231H233V232H230ZM252 230V229H251ZM57 231H59L60 233V235L59 234H57ZM64 231H66V233L68 234V236H67V239H64L63 238V236H64ZM165 231V230H164ZM172 231V230H171ZM178 231V232H179ZM184 231V230H183ZM204 231V230H203ZM227 231V232H228ZM241 231V230H240ZM201 232H202V229H201ZM246 234L248 233V231L246 232V231H244ZM253 232V233H254ZM2 233V232H1ZM61 233H63V236L61 235ZM167 234H168V232H166ZM174 233V232H173ZM187 233V232H186ZM197 233H198V231H197ZM221 233V232H220ZM242 233V232H241ZM216 234V233H215ZM226 234H228L227 236H226ZM54 235H55V233H54ZM166 235V234H165ZM178 235H179V233H178ZM252 235V236H251ZM2 236H3V239H2V241L0 242V245H1V247L2 248H4V247H6L7 246V236L8 235H6V234H3L2 233ZM53 236V235H52ZM65 236H66V234H65ZM162 236V238L163 237H165L164 235H161ZM197 236V235H196ZM200 236V235H199ZM204 236V235H203ZM50 237V236H49ZM54 237V236H53ZM170 237V236H169ZM174 237H175V233H174ZM192 237V236H191ZM208 237H209V234H208ZM51 238V237H50ZM49 238V239H50ZM194 238V237H193ZM199 238V237H198ZM203 238V237H202ZM205 238V237H204ZM151 239H153V238H151ZM160 239V238H159ZM172 239H173V237H172ZM196 239V238H195ZM216 239H218L219 240V238H216ZM54 240V239H53ZM163 240V239H162ZM166 240H167V238H166ZM184 240V239H183ZM244 240V241H243ZM165 241V240H164ZM205 241V240H204ZM220 241L221 240H219V243H217V241H216V243H215V245L216 244H218V245H221V243H220ZM239 241L237 242V243H239ZM263 241V240H262ZM143 242L145 243V245H148V243H149V245L147 246V248H146V251L148 250V248H149V254L151 253L152 254V248H151V244H150V241H149V238H146L145 239V241L143 240ZM166 242V241H165ZM179 242H181L180 240H179ZM199 242H200V240H199ZM223 242H224V240H223ZM247 242V241H246ZM252 242H254V239H253V241ZM178 243V242H177ZM214 243V240H213V242H212V244ZM263 243H264V241H263ZM162 244H165V243H162ZM240 244H239V246H240ZM253 244H255V242L254 243H252L251 244V246L253 245ZM189 245V244H188ZM208 245V244H207ZM214 245V244H213ZM166 246H168V245H166ZM202 246H203V244H202ZM204 246H205V244H204ZM209 246V245H208ZM224 246H225V243H224ZM236 246H237V244H236ZM248 245H247V247H248V249L245 251V253H247V251H249L250 250V247H249ZM261 246V245H260ZM153 247V246H152ZM157 247V246H156ZM155 247V248H156ZM178 247V246H177ZM185 247V246H184ZM221 247H222V245H221ZM229 247V246H228ZM231 247V246H230ZM246 247V248H247ZM256 247V246H255ZM255 247H254V250H255ZM257 247H258V244H257ZM154 248V249H155ZM212 248V247H211ZM211 248H210V250H211ZM233 248V247H232ZM240 248V247H239ZM253 248V247H252ZM259 248H261V250H260V260H261V264H264V246L263 247H259ZM151 249V250H150ZM158 249V248H157ZM160 249V248H159ZM199 249H201V248H199ZM216 249H217V246H216ZM219 249H220V247H219ZM224 249H227V250H230L231 248H224ZM162 250V249H161ZM161 250H160V252H161ZM166 250V249H165ZM168 250V249H167ZM180 250V249H179ZM214 250V249H213ZM154 251V250H153ZM176 251V250H175ZM181 251H182V249H181ZM201 251H202V249H201ZM215 251V250H214ZM217 251H219V250H217ZM223 251H225V250H223ZM241 251V250H240ZM173 252V251H172ZM178 252V251H177ZM211 252V251H210ZM210 252H208V253H210ZM242 252H243V250H242ZM253 252V251H252ZM251 252V253H252ZM148 253V252H147ZM162 253V252H161ZM160 253V254H161ZM175 253V252H174ZM179 253H180V251H179ZM178 253V254H179ZM184 253V252H183ZM201 253V252H200ZM217 253V252H216ZM224 253V252H223ZM235 253V252H234ZM254 253H255V251H254ZM258 253V252H257ZM150 254V255H151ZM154 254H156V249H155V253ZM159 254V256H160V258H161V255H164V254H161L160 255ZM180 254H182V253H180ZM191 254V253H190ZM218 254H219V252H218ZM237 255H238V253H236ZM244 254V253H243ZM249 254V253H248ZM256 254V253H255ZM259 254V253H258ZM175 255H177V253L175 254ZM188 255V254H187ZM193 255V254H192ZM195 255V254H194ZM206 255V254H205ZM214 255V254H213ZM224 255V256H223ZM245 255V258H244V256L242 257L241 256V252H240V256H241V258H240V256L238 255V256H234L233 255V253H232V251H231V254L229 255V257H228V260H227V258L225 259V260H227V262L229 261V258L231 259V261L232 260H234V259H236L235 261H236V263L233 261L232 263H235V264H239V261L240 262H242V263H247L248 261H246L247 259H246V254H244ZM254 255V254H253ZM183 256H185V255H183ZM202 256H204V255H202ZM212 256V255H211ZM219 256V255H218ZM225 256H228V253H227V251H225V254H222V258H224ZM231 256V257H230ZM255 256V255H254ZM158 257V256H157ZM239 257V258H238ZM249 256H247V258H248ZM145 258H146V256H145ZM160 258H159V260H160ZM193 258V257H192ZM192 258H190V259H192ZM222 258H219V259H217V260H222ZM255 258V257H254ZM175 259H177L178 261L179 260H181V263H187V261H186V259L183 257H176L175 256ZM182 259L184 260V261H186V262H183L182 261ZM211 259H212V257H211ZM210 259V260H211ZM213 259H214V257H213ZM207 259H205V261H206ZM210 260H208V261H210ZM216 260V259H215ZM225 260H223L224 261V263H225ZM237 260H239L238 262H237ZM249 261L251 260V262H252V259H248ZM258 260V259H257ZM153 261H158V260H156V259H154L153 257H152V259H151V257L149 258L148 257V255H147V258L143 261V262H140V264H155ZM162 261H165V260H163L162 259ZM167 261H169V260H167ZM173 261V260H172ZM176 261V260H175ZM175 261H173V262H175ZM204 261V260H203ZM171 262V261H170ZM170 262H169V264H170ZM180 262V261H179ZM196 262V261H195ZM194 262V263H195ZM216 262V261H215ZM175 263H177V262H175ZM174 263V264H175ZM191 263H192V260H191ZM207 263V262H206ZM205 263V264H206ZM214 263V262H213ZM249 263V262H248ZM256 263V262H255ZM258 263H259V261H258ZM91 264H106V262H99V263H91ZM166 264V263H165ZM168 264V263H167ZM171 264H172V262H171ZM190 264V263H189ZM241 264V263H240Z\"/></svg>","mask_w":264,"mask_h":264},{"label":"crops","instance_id":"obj_3","mask_svg":"<svg viewBox=\"0 0 264 264\" xmlns=\"http://www.w3.org/2000/svg\"><path fill=\"white\" fill-rule=\"evenodd\" d=\"M141 1L152 17L168 24L169 33L180 48L194 49L191 72L203 89L224 93L244 79L264 93V0ZM87 197L91 208L98 210L101 199L90 193ZM79 200L74 194L27 190L7 201L1 196L0 205L8 207L7 220L12 229L29 239H42L55 233L53 219L58 206L76 209V232ZM103 212L107 215L98 230L88 231L99 224L82 226L71 242L55 246L51 255L24 257L21 264H140L144 238L139 247L137 244L150 229V216L130 209ZM82 222H86L84 217ZM2 239L0 231V242ZM109 248L123 260L106 258ZM12 257L13 252L9 251L5 259Z\"/></svg>","mask_w":264,"mask_h":264}]
</instances>
